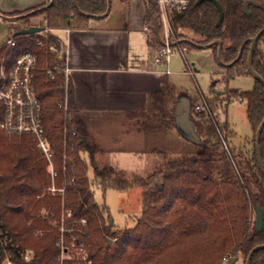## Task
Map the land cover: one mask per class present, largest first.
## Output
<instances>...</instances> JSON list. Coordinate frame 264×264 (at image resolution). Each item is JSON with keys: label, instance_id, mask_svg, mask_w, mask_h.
I'll return each instance as SVG.
<instances>
[{"label": "trees", "instance_id": "obj_1", "mask_svg": "<svg viewBox=\"0 0 264 264\" xmlns=\"http://www.w3.org/2000/svg\"><path fill=\"white\" fill-rule=\"evenodd\" d=\"M145 1H149L148 23L159 45L162 28L157 0ZM198 1L194 0L189 10L174 13L176 36L183 38L185 44L198 47L221 41L220 62L227 86L236 76H251L248 67L251 39L264 28V0H254L260 7L251 5L249 14L243 9L249 0H216L224 13L220 26L215 3L198 4ZM50 2L6 14L9 17L5 19L10 21L16 35L32 26V18L44 17V31L19 37L12 53L17 56L29 50L37 55L34 87L42 104L46 135L55 151L54 165L58 172L55 185L65 191L61 194L47 190L52 184L48 163L32 136L8 135L0 129V264L6 260L15 264H56L61 253L57 244L60 223L68 212L71 221L88 222L87 248L93 264H223L225 258H241L246 263L252 249L264 245V227L257 231L255 211L258 206L264 217V175L256 149L257 131L264 120V85L255 80L251 91H226V98L239 99L247 106L254 136L252 152L230 149L229 154L215 148L206 154L175 158L155 149L153 154L163 161L161 166L145 177L134 176L130 180L123 172L94 168V178L104 192L109 188L142 189V213L136 225L119 231L114 225L104 224L105 216H111L110 209L105 203L99 205L91 191L88 173L95 161L87 126L78 117L68 119L78 115L79 107L75 82L71 76L66 80L64 72L67 43L57 33L89 29L91 20L109 15L111 5L108 0H54L48 6ZM154 19L159 23L158 30ZM263 38L264 34L252 64L264 79ZM210 47L218 54L217 44ZM50 69L54 79L47 73ZM180 93L165 76L162 89L150 94L153 114L161 125L145 130L164 128L184 137L170 111ZM3 118L4 105L0 101V124ZM197 124L195 132L201 138L203 127ZM219 128L226 136L230 134L228 124ZM211 130L215 132L217 128L212 126ZM261 151L264 162V132ZM65 154L72 160L65 161ZM82 154H88L90 163ZM36 231L43 234L36 235ZM108 239L112 241L110 244ZM70 241L71 236L67 235L68 246ZM252 264H264V249L254 254Z\"/></svg>", "mask_w": 264, "mask_h": 264}, {"label": "rangeland", "instance_id": "obj_2", "mask_svg": "<svg viewBox=\"0 0 264 264\" xmlns=\"http://www.w3.org/2000/svg\"><path fill=\"white\" fill-rule=\"evenodd\" d=\"M8 17L0 10V45L14 34L11 30L12 24L5 19ZM43 19V16L35 17L31 19V23L39 25ZM188 37L192 36L189 34ZM176 40L179 47H187V50L184 53L174 52L168 64L156 63L157 46L148 44L143 51L153 70L163 74V77L166 76L170 84L182 91L177 103L170 107V111L184 131V137L164 128L161 131L145 130V127L161 125L156 120L152 108L137 115L93 120L88 125L90 132L88 141L93 147V159L95 163H99L96 167L90 165L88 176L92 183L91 191L99 205L105 203L110 209L111 216H105L104 224L114 225L113 228L119 231L136 225L137 218L142 213V189L139 187L129 190L109 188L104 192L100 188V182L94 178V168L100 171L112 169L114 173L123 172L125 178L130 180L134 176L145 177L161 166L163 161L153 154L155 149L175 158L206 154L215 148L225 152L218 132L222 124H228L229 127L228 136L220 130L230 149L244 148L250 152L253 151L254 136L247 118V106L239 99L226 98V91L229 89L240 92L251 91L254 88L255 79L249 75L236 76L229 80L227 86L223 77L224 68L213 48L187 45L185 40L178 36ZM187 42L190 41L187 40ZM261 48L264 51V38L261 41ZM130 63H133V59ZM218 91L224 94L216 93ZM202 99L211 105V115L196 111L195 106L201 103ZM224 100H228L230 105H226L220 111L218 103ZM187 109H190L189 114ZM177 111L183 112L178 114ZM72 117H78V115ZM197 123L203 127L201 138L195 132V128L199 127ZM212 126L216 127L217 131L212 132ZM82 155L90 163L88 154ZM111 219L114 221L110 222ZM230 261L225 264H229ZM244 263L245 260L240 258L235 264Z\"/></svg>", "mask_w": 264, "mask_h": 264}, {"label": "crops", "instance_id": "obj_3", "mask_svg": "<svg viewBox=\"0 0 264 264\" xmlns=\"http://www.w3.org/2000/svg\"><path fill=\"white\" fill-rule=\"evenodd\" d=\"M47 1L0 0V10L11 14ZM148 11L145 0H111L109 15L91 20L89 29L57 31L67 43V68L75 82L78 118L88 132L93 120L149 111L150 94L163 87V74L153 70L143 51L148 44L158 45L144 31Z\"/></svg>", "mask_w": 264, "mask_h": 264}, {"label": "built area", "instance_id": "obj_4", "mask_svg": "<svg viewBox=\"0 0 264 264\" xmlns=\"http://www.w3.org/2000/svg\"><path fill=\"white\" fill-rule=\"evenodd\" d=\"M194 0H157L159 10V22L162 28L160 33V44L157 45L158 56L156 63H166L170 61L171 55L176 52H185L187 47H179L177 45L176 34L173 29V15L174 13H182L189 10L193 5ZM43 24V26H42ZM159 25V23L157 24ZM40 27H44L45 23L40 22ZM68 31V30H64ZM144 31L148 33L150 42H155V34L147 23L144 26ZM42 33V32H41ZM40 34V33H39ZM30 36V35H27ZM19 35H11L10 38L0 45V101L4 105V118L0 124V129L8 135H28L35 139L36 146L48 163V170L51 176L52 184L47 189L52 193L64 194V188H57L55 179L58 172L54 165L55 151L46 135L45 124L43 120L42 104L35 91L34 75L38 64V58L33 51H25L20 55H13L12 50L17 47V39ZM41 44V42H39ZM50 50H54V46H50ZM66 80L68 79L69 70L65 69ZM192 73V71H189ZM49 77L54 79V73L50 69L47 71ZM230 105L228 100L218 103L220 111ZM61 106V105H60ZM196 111L212 114V107L205 99L195 106ZM72 116H68L71 120ZM218 132L221 135L222 148L225 152L230 154V147L228 142L222 136L221 130ZM67 135V128L65 129ZM64 149L68 148L66 140ZM76 135V131H73ZM64 160H72L67 154ZM66 170V167L64 168ZM70 212L62 217L60 223V237L57 242L61 249L59 257L56 259V264H66L67 261H72L73 264H93L87 248V220L71 221ZM42 231H36V235H42ZM67 235L71 236L70 246L67 245ZM28 259V257H26ZM230 258L224 259V264L228 263ZM4 264H15L10 260H6Z\"/></svg>", "mask_w": 264, "mask_h": 264}, {"label": "water", "instance_id": "obj_5", "mask_svg": "<svg viewBox=\"0 0 264 264\" xmlns=\"http://www.w3.org/2000/svg\"><path fill=\"white\" fill-rule=\"evenodd\" d=\"M204 1H211V2L215 3V5L218 7V10H219V13H220V18H219V21H218L217 25L220 26L222 21H223V17H224V13H223V9H222L221 5L216 0H199L198 4H200V3L204 2ZM53 3H54V0H51V2L49 3L48 6H51ZM108 3H109V6H110L111 5V0H108ZM148 3H149V1H148ZM251 5H255V6H259L260 7V5L256 1L249 0V1H247L244 4V7H243L244 12L246 14L250 13L249 12V7ZM154 24H155L156 29L158 30V25H157L155 19H154ZM43 31H44L43 27L31 26L30 28L20 30L18 33H16V35H19V36L34 35V34H39V33L43 32ZM263 34H264V28L255 37H253L251 39V47H250L251 52H250V56H249L248 67H249V72H250L251 76L255 80L259 81L260 83H262L264 85V79L254 70L253 64H252L255 51L258 48L259 40H260V38L262 37ZM213 44H217L219 46L218 57H219V60L221 61L222 42L217 40L214 43L208 45L207 47H210ZM242 51H243V49L239 53V56L236 59V61L241 57ZM225 65L228 66V64H225ZM217 93L224 94V92H222V91L221 92L218 91ZM182 112L183 111H177L178 114H180ZM189 113H190V109H187V114H189ZM263 132H264V120L261 123V125L259 126L258 131H257V135H256V149H257V154H258V159H259V163H260V166H261V170H262V173L264 175V162H263L262 151H261V139H262ZM255 211H256V228H257L258 232H261L263 230V227H264L263 213H262L261 209L258 206H255ZM108 242L110 244L112 242L111 239H108ZM262 249H264V245H259V246L254 247L252 249V251L250 252L247 260H246V264H252V259H253L254 254L256 252H258L259 250H262ZM237 260H238V258H234V259H232V261H230L229 264H235L237 262Z\"/></svg>", "mask_w": 264, "mask_h": 264}]
</instances>
